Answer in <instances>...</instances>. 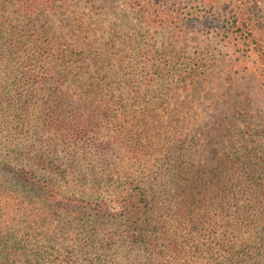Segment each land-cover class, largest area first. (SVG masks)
Segmentation results:
<instances>
[{"label": "rangeland", "instance_id": "1", "mask_svg": "<svg viewBox=\"0 0 264 264\" xmlns=\"http://www.w3.org/2000/svg\"><path fill=\"white\" fill-rule=\"evenodd\" d=\"M68 1L66 7L45 11L26 0H0V87L5 88L0 155L10 157L14 167L5 175L9 180L0 173V243L28 245L36 236L35 199L25 182L32 175L25 174L20 185L13 175L26 168L19 164L62 160L67 172L63 180L56 179L67 199L93 213L102 209L117 224L80 221L58 247V264H108L97 259L98 240L108 241L121 256L128 254L132 264L152 261L157 257L153 251H164L161 264H264V79L259 64L239 53L208 1L168 0L171 11L181 9L185 22L164 29L152 21L157 13L151 19L145 12L149 7H136L132 0ZM57 89L67 97H58ZM82 92L91 95L93 104L80 97ZM98 107L113 117L100 119ZM121 130L137 131L146 144L144 156L134 157L116 144L109 154L98 153L99 133ZM142 133L160 144L144 141ZM180 136L184 144L177 155L165 158L156 150L170 144L176 152L172 139ZM142 145L125 146L139 152ZM31 147L36 159H25ZM146 153L153 161L148 171ZM179 154L185 156L179 160ZM115 160H122L123 169L111 187L103 170ZM171 161H182L185 168H171ZM158 165L159 176L143 191L153 203L144 208L143 193L130 183L146 172L154 176ZM227 190L239 198L240 215L234 214L235 203L226 206L222 200ZM125 208L126 216L138 210L132 220L160 243L156 249L144 247L141 258L131 250L132 241L124 247L118 242L119 229L127 224ZM226 209L231 218L239 217L232 219L237 225L228 236Z\"/></svg>", "mask_w": 264, "mask_h": 264}, {"label": "trees", "instance_id": "2", "mask_svg": "<svg viewBox=\"0 0 264 264\" xmlns=\"http://www.w3.org/2000/svg\"><path fill=\"white\" fill-rule=\"evenodd\" d=\"M135 3L136 7H140L143 9L149 7V11L147 15L152 19V15H155V18L152 19L153 23L157 24L161 28L172 27V24L176 23L175 26L180 22H185V19H182L181 9L177 7L173 11L170 10L169 5L167 3L168 0H145L146 3L142 4L143 0H132ZM154 1V2H152ZM160 1V2H159ZM208 1V7L210 10L214 11L217 18L224 19L226 23V34L228 39L234 42V45L238 47L239 53L243 52L244 56L248 59H254L256 63L259 64V69L262 70L261 76L264 79V0H203ZM26 2L36 9L37 7H42L45 11H52L54 9H59L66 7L70 4L68 0H26ZM197 3V0H191L188 5ZM217 4V5H215ZM49 57L51 58L50 66L54 69L56 64V53L52 51ZM55 62V65L53 63ZM255 64V63H254ZM264 82V80H263ZM5 88L0 87V97H2L1 90ZM96 89L102 94L104 92L101 86H97ZM59 94V89H57ZM56 94L54 97H56ZM58 97H67V95L63 96L59 94ZM80 97H84V101L90 104H93V98L91 95L82 92ZM54 107H59V103L56 101L53 102ZM99 113L100 119H108L113 117L111 115V111L106 108L96 109ZM152 124V122H151ZM145 130H149L146 126ZM99 139H95L97 142L95 143L96 149L98 153L101 155H107L110 151L111 145L116 144L122 147H125L126 151L131 153L134 157L141 158L145 155V145L143 141L138 137L137 131L128 133L126 131L121 130V132L111 131L108 134L104 135L99 133ZM146 134V132H145ZM183 134V133H182ZM144 141H147L150 144H154V141L151 137L144 136V133L141 134ZM182 136H180L177 140L173 137L172 141L176 144V152L172 151L173 145L165 146V149H156L159 153L165 152V158L173 157V155H177V152L183 148L184 140ZM165 141H161V144H165ZM177 142V143H175ZM133 143H142V150L137 152L132 151L134 148L127 147L125 145L133 144ZM160 144L156 142L154 146ZM164 146V145H163ZM144 150V153H143ZM169 150V151H168ZM33 155L31 156V154ZM25 159L27 157H36V151L34 148H27V152L24 154ZM44 155H41L43 158ZM148 159H146V163H149V166L146 170H150V165H152V159L146 153ZM185 155L179 154L180 158H183ZM247 159L252 158L251 154L244 155ZM0 173L1 179L6 181L8 177L5 175H9L14 172V167L11 166V158L0 155ZM36 159V158H35ZM184 161V160H183ZM185 162V161H184ZM184 162L178 161L177 164L172 165L171 168H182ZM23 166L24 169L19 175V170L16 172L14 176H18L14 178L17 181L24 179L22 178L25 174L32 175L25 182L30 185V189L28 191L33 192V197L35 202L32 203L33 211H34V232L36 234L34 240L30 241L28 245H7L6 243H0V264H58V260L55 258V255L59 253L58 247L62 243L63 240H67L70 233H73L77 229V224L80 221L88 220V221H97L100 225L102 224H110L116 225L117 223L114 221H108L107 215L101 213L102 209L94 210V213L91 209H87L81 207L79 203L72 204L67 197L66 191H64V187H62L59 183H57V179L63 180L64 174L67 172L66 166L62 160H58L57 163H20L19 165ZM247 162L236 163V167H233V172L237 171L241 165H246ZM160 167L158 165L155 169V175L153 176V172H146L143 178H140L137 182L133 181L130 183L137 187L144 196L141 203H144V208L150 207L153 203V200H148L144 189L146 188L147 183L151 179H157L160 174ZM122 160L121 161H113L107 165L103 171L105 178L107 179V184L111 187L117 182L113 180L117 175L122 174ZM27 170V171H26ZM11 179V178H10ZM9 180V179H8ZM235 179H231L234 181ZM60 182V181H59ZM78 182V181H76ZM99 182V181H98ZM79 183V182H78ZM234 184V183H232ZM77 185H72V189L75 190ZM122 192H125L127 195L130 192L129 188H124ZM129 196V195H128ZM226 206H231L235 203L236 211L234 214L240 215L241 207L239 206V198L230 193V190H227L222 199ZM224 212H227V220H226V236H228V231L232 228V226H236L234 221L239 220V217L231 218L228 209ZM139 211H128L126 216V208L123 213V218L127 223L125 225L124 230H120L118 242L121 243V247H124L127 244V240L132 241L131 250L135 251L136 257L141 258L140 252L144 247H152L156 249L160 247V243L156 242V236L154 239H150L151 237L145 233L142 224L139 227L137 225V221H133L132 219H136ZM140 218V217H139ZM233 222V223H232ZM43 223V224H41ZM85 223V222H84ZM41 224V225H40ZM241 229H245V226L241 227ZM249 230H247L248 232ZM261 239V237H260ZM171 243H168V251L171 252ZM113 245H110L108 241L98 240L95 245L97 259L100 263H102L103 259L107 261L108 264H132L128 259V254L125 256H121L120 253H115L112 251ZM129 248V247H128ZM88 252H82V255H86ZM153 254H157V257L148 261L137 262L136 264H161L160 257L162 254L165 255L164 251H153ZM67 263V262H66Z\"/></svg>", "mask_w": 264, "mask_h": 264}]
</instances>
